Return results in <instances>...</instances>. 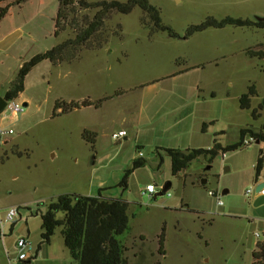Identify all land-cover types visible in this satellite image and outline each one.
<instances>
[{
	"label": "rangeland",
	"instance_id": "374dc122",
	"mask_svg": "<svg viewBox=\"0 0 264 264\" xmlns=\"http://www.w3.org/2000/svg\"><path fill=\"white\" fill-rule=\"evenodd\" d=\"M150 2L174 35L145 28L148 19L139 6L127 14L112 12L96 35L106 43L81 50L71 62L41 61L16 98L20 103L27 98L25 112L7 118L0 113L14 130L0 148V215L4 218L12 206L22 215L0 239V264H23L17 240L28 230L38 238L39 205L45 207L61 194L98 195L101 188L105 197L130 202L131 227L119 237L127 248V264L253 263L256 243L264 238V196L253 198L256 190L250 198L244 193L257 187L255 165L261 153L264 157V143L253 142L225 156L221 152L212 163L194 160L178 176L161 148H209L215 133L223 145L235 144L243 128L260 130L264 113L254 118L253 109L264 99V59L248 51L264 46V27L208 26L191 34L189 28L210 17L254 20L264 16V0ZM58 9V0H28L10 6L0 20V38L23 28L25 43L23 52L0 56V95L25 61L74 38L97 12L71 13L67 22L77 17L78 24L70 22L56 37ZM252 84L258 95L251 108L242 109L240 98ZM85 100L99 105L69 113L55 108L57 101ZM122 129L126 134L114 137ZM85 130L96 134L94 144L83 137ZM134 159L146 163L130 174L124 191L117 185ZM168 183L169 189L157 194ZM148 184L157 187L152 198L142 195ZM209 191L219 193L223 205ZM163 225L165 256L159 254Z\"/></svg>",
	"mask_w": 264,
	"mask_h": 264
},
{
	"label": "trees",
	"instance_id": "16d2710c",
	"mask_svg": "<svg viewBox=\"0 0 264 264\" xmlns=\"http://www.w3.org/2000/svg\"><path fill=\"white\" fill-rule=\"evenodd\" d=\"M28 0H0V20L8 13L10 6L14 4H22ZM59 9L54 19L55 36H60L68 25H77V17L67 22L71 13L76 14L82 9H97L94 18L87 22L84 28L77 32L74 38H68L52 48L44 52L37 53L25 61L21 66L16 78L11 82L9 89L4 94L7 100L15 99L25 89V78L34 66L43 60H50L54 64L61 62H71L78 58L80 51L86 48H100L107 40L97 41L96 35L104 26L106 18L112 12L130 13L134 7L139 6L146 18L147 22H143L145 28L151 30L152 33L157 31H168L174 35L169 25L165 24L161 18L160 10L153 5L150 0H100L91 2L88 0H58ZM3 3L7 5L3 6ZM232 26H256L264 27V21H256L251 19L236 18L227 16L221 20L214 17L208 18L200 26H192L189 28L190 34L199 28L214 26L218 28ZM94 38V40H93ZM96 39V40H95ZM249 56L264 59V46L260 49H249ZM258 95L255 84H252L247 93L240 98V106L242 109H249L252 105V97ZM99 105L98 103L88 100L79 101H57L55 108L61 110V113H69L80 109L84 106ZM264 113V99L253 109V116L257 118ZM209 122H204L202 130L205 132ZM247 132H251L257 140L264 143V124L258 131H254L249 127L241 130V141L235 144L223 145L219 139L220 133L214 134L213 145L209 148H161L171 159L172 174L178 176L186 170L194 160L205 159L212 163L215 158L222 154L238 150L243 146V139ZM95 133L85 130L83 137L90 143H95ZM159 155V148L157 149ZM146 163L143 159H134L132 168L128 169L122 180L117 186L124 191L128 189V178L137 168L144 166ZM264 163V157L261 153L255 165L256 177H260ZM165 185L161 191L164 194L169 185ZM101 188L98 195H82V194H61L55 201L42 207L39 205L36 214L41 217V242L39 248L43 244L51 242L58 228L64 239L65 246L68 248L71 256L70 264H127L126 256L127 248L119 238L121 235L130 230V202L124 198L105 197ZM19 209V208H18ZM167 230L163 225L159 234V254L166 255L165 242ZM2 235L0 234V239ZM31 257L23 264H30ZM156 264H162L158 260ZM264 264V238L256 243L253 251V263Z\"/></svg>",
	"mask_w": 264,
	"mask_h": 264
},
{
	"label": "crops",
	"instance_id": "0c3cea01",
	"mask_svg": "<svg viewBox=\"0 0 264 264\" xmlns=\"http://www.w3.org/2000/svg\"><path fill=\"white\" fill-rule=\"evenodd\" d=\"M16 30L19 32V34H15ZM22 32L24 33L23 28H17L15 30L8 32L6 35L1 36V38H0V56L4 53H6V56H7L8 54H10L9 51L18 52V53L24 51L25 43L21 42ZM6 91H5V93H6ZM1 95L4 96V94H1ZM20 96H22V93H20L18 95V97H20ZM22 99H23V103H26L27 105L29 104V102L26 100L27 98L23 97ZM5 122L6 121L4 119L0 118V127L1 126L7 127ZM187 129H188V127H187ZM123 130L124 129H122L120 131H123ZM115 133H117V132H115ZM10 136L11 135H8L3 139L2 143L0 144V148L9 142ZM208 147H210V146H208ZM226 169H228V168L226 167ZM257 180H261V183H264V180H262L261 175ZM166 185H168V184H166ZM225 192H227V190H225ZM159 193H161V192H159ZM159 193H157V194H159ZM259 196H264V195L256 194L253 196V198L255 197V199H256ZM12 207H14V206H12ZM18 216L22 217V215L20 213ZM15 223H16V221L11 226V232L14 229ZM41 233H42V229H40L39 234H38V238H37V237L33 236L31 230H28L27 235L21 236V237H27V239L29 241L30 254H31V256L35 257L34 259H32L33 260L32 264H70L71 263L70 252H69L68 248L65 246L64 239H63L61 233L60 232L58 234L55 233V235L52 237V240L50 243L43 244L39 248V244L41 242ZM21 237H19V238H21ZM56 246H58V247H56Z\"/></svg>",
	"mask_w": 264,
	"mask_h": 264
},
{
	"label": "built area",
	"instance_id": "2783aa9c",
	"mask_svg": "<svg viewBox=\"0 0 264 264\" xmlns=\"http://www.w3.org/2000/svg\"><path fill=\"white\" fill-rule=\"evenodd\" d=\"M2 112H5V114L3 115V118H7L10 114H21L25 112V105L24 103H20L18 102L16 99H11L7 101V104L5 106V108L3 109ZM12 133H14L13 128H8V127H0V144L2 143L3 139L8 136L11 135ZM126 134V131H120L119 133H115L114 137H121L124 136ZM257 139L254 135L250 136L249 139H247L246 137L243 139V146H249L251 145L253 142H256ZM225 156V153L223 154ZM261 180H257V187L256 189L252 188H248L244 195L248 198L251 197V195L254 193V191L256 190V193L258 195H264V184L260 182ZM261 185L260 188H258ZM157 191V187L155 184H148L146 186V188L142 191V195H148L149 198H152L154 196V194ZM210 195L214 196L217 199V204L223 205V200L221 198V195L215 191H209ZM19 215V210L17 207H11L8 209L6 215L4 218L1 217L0 215V234L2 236L5 235V229L6 226L8 224H10L11 226L13 225V223L16 221V218ZM257 237H260V233H256ZM17 246L20 250V254H19V261H24L27 260L29 258H31V254L29 251V241L27 239V237H21L17 240Z\"/></svg>",
	"mask_w": 264,
	"mask_h": 264
},
{
	"label": "water",
	"instance_id": "95a60500",
	"mask_svg": "<svg viewBox=\"0 0 264 264\" xmlns=\"http://www.w3.org/2000/svg\"><path fill=\"white\" fill-rule=\"evenodd\" d=\"M254 20H256V21H264V16H255L254 17ZM7 99L4 97V96H2V95H0V113L3 111V109L5 108V106H6V104H7ZM24 105L25 106H27V104L26 103H24ZM260 141L259 140H257V143H259ZM264 184V183H263ZM261 187V185L258 187V188H260ZM159 194H162V193H159Z\"/></svg>",
	"mask_w": 264,
	"mask_h": 264
}]
</instances>
